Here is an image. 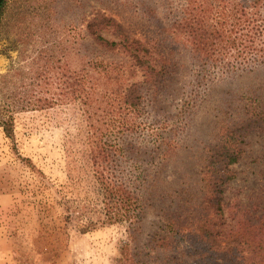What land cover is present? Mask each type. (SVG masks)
Returning <instances> with one entry per match:
<instances>
[{
    "label": "rangeland",
    "instance_id": "rangeland-1",
    "mask_svg": "<svg viewBox=\"0 0 264 264\" xmlns=\"http://www.w3.org/2000/svg\"><path fill=\"white\" fill-rule=\"evenodd\" d=\"M189 4L7 0L0 24V120L12 117L14 139L0 127V264H120L135 249L160 263L172 253L159 246L158 236L167 233L160 199L147 205L135 234L132 221H107L95 176L88 118L104 128L110 123L105 113L133 83L146 98L140 120L176 146L157 183V193L183 190L175 194L180 200L172 196L180 204L172 215L181 217L185 235L174 264L201 261L194 248L203 254L195 231L203 178L228 150L240 156L228 165L236 176L223 211L231 235H242L253 257L256 231L264 232V67L226 76L211 71L201 79L187 36L172 25ZM260 7L264 13V0ZM100 15L139 43L102 45L88 26ZM100 33L122 42L112 30ZM149 137L145 127L127 140L141 145ZM255 255L249 264H264V244Z\"/></svg>",
    "mask_w": 264,
    "mask_h": 264
},
{
    "label": "trees",
    "instance_id": "trees-1",
    "mask_svg": "<svg viewBox=\"0 0 264 264\" xmlns=\"http://www.w3.org/2000/svg\"><path fill=\"white\" fill-rule=\"evenodd\" d=\"M194 1L190 0L189 7L183 9L172 25L175 31L187 36L190 57L198 67L201 79L206 78L211 71L226 76L239 72L250 73L264 67V13L260 7L262 0H200L196 8ZM6 6L7 0H0V24ZM98 17L100 20L96 17L88 26L94 39L102 45L130 48L139 43L112 17ZM108 29L114 31L122 42L105 39L100 31ZM133 56L138 58L139 55L133 53ZM153 74L155 77V73ZM145 101L141 85L133 83L127 87L119 101L115 100V109L105 113L110 123H106L104 128L91 122L89 116L92 130L91 157L109 223L132 221L137 234L151 200L159 198V205L165 207L163 227L167 233L159 235L158 240L162 242L160 247L164 246L172 253L166 255L160 263H152L148 258H142L141 251L135 249L126 253L120 264H174L175 251L182 250L180 244L185 235L179 223L181 217L179 214L172 215V208L180 206L172 196L183 190L157 193V183L176 146L170 135H164L159 129H154L152 123L140 120L147 112ZM257 115L260 114L255 116ZM0 127L7 137L14 139L12 117L0 120ZM145 127L150 130V137L144 143L137 145L127 140L132 135L139 136ZM163 130L167 131L168 128L164 126ZM239 156V152L228 150L220 167L213 165L204 175L205 193L195 222V231L199 234V242L201 246L204 245V249L203 254L197 255L199 246L194 248V254L201 259L196 264H208L212 260L215 264H249L256 259L255 254L263 247L264 232L259 230L255 235L258 239L254 241V255L248 256L245 238L242 235H231L224 215L223 200L227 185L236 176L228 165L238 162ZM157 194L161 195L156 196ZM175 197L179 200L181 198ZM168 201H171V206ZM147 254L145 256L149 257Z\"/></svg>",
    "mask_w": 264,
    "mask_h": 264
}]
</instances>
